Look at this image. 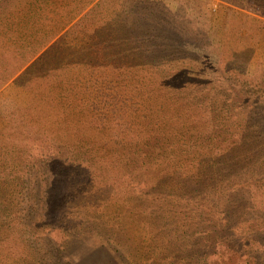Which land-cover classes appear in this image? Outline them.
<instances>
[{
    "label": "rangeland",
    "instance_id": "374dc122",
    "mask_svg": "<svg viewBox=\"0 0 264 264\" xmlns=\"http://www.w3.org/2000/svg\"><path fill=\"white\" fill-rule=\"evenodd\" d=\"M0 264H264V0H0Z\"/></svg>",
    "mask_w": 264,
    "mask_h": 264
},
{
    "label": "trees",
    "instance_id": "16d2710c",
    "mask_svg": "<svg viewBox=\"0 0 264 264\" xmlns=\"http://www.w3.org/2000/svg\"><path fill=\"white\" fill-rule=\"evenodd\" d=\"M251 4H252V6H254L255 3H251ZM245 5H249L247 1L245 2ZM204 255L206 256L205 258L208 259L209 256H207V254H204Z\"/></svg>",
    "mask_w": 264,
    "mask_h": 264
}]
</instances>
